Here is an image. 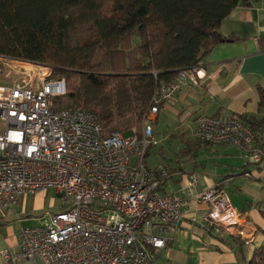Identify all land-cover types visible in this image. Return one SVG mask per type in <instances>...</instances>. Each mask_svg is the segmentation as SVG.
Masks as SVG:
<instances>
[{"label":"built area","instance_id":"built-area-1","mask_svg":"<svg viewBox=\"0 0 264 264\" xmlns=\"http://www.w3.org/2000/svg\"><path fill=\"white\" fill-rule=\"evenodd\" d=\"M15 61L20 80L0 84V212L20 195L46 189L61 209L45 212L39 225L20 228L19 249L5 251L4 264H149L148 248L167 244L183 204L158 193L159 181L146 167V152L157 144L153 118L188 79H203V68L179 72L175 83L153 97L139 138L134 132H104L90 110L54 108L53 99L67 93L65 79L55 77L50 66ZM194 136L232 144L251 164H264V143L257 144L236 117L201 116ZM195 181L189 175V186ZM196 199L206 205L201 228L217 236L243 235L242 216L218 185Z\"/></svg>","mask_w":264,"mask_h":264},{"label":"trees","instance_id":"trees-1","mask_svg":"<svg viewBox=\"0 0 264 264\" xmlns=\"http://www.w3.org/2000/svg\"><path fill=\"white\" fill-rule=\"evenodd\" d=\"M247 4V0H0V56L50 66L67 87L66 95L53 99L54 108L90 110L104 132L130 135L153 97L175 83L179 72L202 67L203 57L215 44L234 41L221 35L220 22L235 7ZM236 118L251 129L258 144L256 124ZM194 138L192 146L213 145ZM152 147L145 164L159 181V166L147 163ZM157 154H163L162 148ZM159 185L160 181L157 190ZM250 264H264V246L254 251Z\"/></svg>","mask_w":264,"mask_h":264},{"label":"crops","instance_id":"crops-1","mask_svg":"<svg viewBox=\"0 0 264 264\" xmlns=\"http://www.w3.org/2000/svg\"><path fill=\"white\" fill-rule=\"evenodd\" d=\"M247 2L220 22L221 35L234 41L215 44L203 57L205 77L188 79L172 103L164 104L153 118V124L160 116L171 121L183 143L182 151L155 166L165 168L158 193L172 195L183 204L181 220L167 244L159 250L148 248L149 264H250L254 251L264 246V164H251L229 143L190 145L201 116L240 117L255 123L258 144L264 143V0ZM165 155L163 152L160 157ZM191 174L196 178L193 186L188 184ZM214 185L227 194L242 216V236H217L201 228L206 205L196 197ZM228 187L236 191L235 202L226 191ZM57 200L50 191L41 190L20 195L16 204L0 212V264H4L5 251L19 249L20 228L40 224L32 214L57 204Z\"/></svg>","mask_w":264,"mask_h":264},{"label":"rangeland","instance_id":"rangeland-1","mask_svg":"<svg viewBox=\"0 0 264 264\" xmlns=\"http://www.w3.org/2000/svg\"><path fill=\"white\" fill-rule=\"evenodd\" d=\"M20 64L17 63L15 60L1 57L0 56V84H12L16 83L20 80L21 74H20ZM130 114L127 115L129 117ZM157 126L154 127V135L155 139L157 141V144L155 147L150 148L149 155L147 157V163L149 167H155L156 165H159L160 163H166L170 159L173 158L174 153L178 152L182 147V142L177 132H174V129L171 128L172 122L169 120H163V116H160L159 121L156 124ZM174 127V126H173ZM175 128V127H174ZM121 132V131H119ZM134 134H136L139 138L142 136L143 132V124L139 123L134 127ZM174 132V135L171 133ZM122 133V132H121ZM125 135V134H124ZM126 136V135H125ZM185 141V140H184ZM162 148L163 152L166 154L164 158L160 157L157 152L158 150ZM48 189H46L47 191ZM52 196L54 199L57 200V204L55 203L53 206H47L41 211H38L36 213H33L32 215L36 216L37 218L44 215L45 212H57L59 211V198L51 191ZM226 191L228 195L231 197H234L232 202L236 201V191L232 188H226Z\"/></svg>","mask_w":264,"mask_h":264}]
</instances>
